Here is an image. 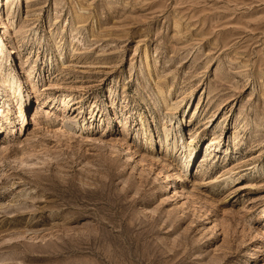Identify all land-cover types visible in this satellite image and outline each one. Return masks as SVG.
I'll list each match as a JSON object with an SVG mask.
<instances>
[{
    "label": "rangeland",
    "instance_id": "374dc122",
    "mask_svg": "<svg viewBox=\"0 0 264 264\" xmlns=\"http://www.w3.org/2000/svg\"><path fill=\"white\" fill-rule=\"evenodd\" d=\"M0 264H264V0H0Z\"/></svg>",
    "mask_w": 264,
    "mask_h": 264
},
{
    "label": "bare ground",
    "instance_id": "6f19581e",
    "mask_svg": "<svg viewBox=\"0 0 264 264\" xmlns=\"http://www.w3.org/2000/svg\"><path fill=\"white\" fill-rule=\"evenodd\" d=\"M7 47H9L7 44H5L4 45V48H7ZM64 100L63 101H70V100H72L73 98H71L70 97V95H65L64 96V98H63ZM28 123V117H25V114H23L22 115V127H24L25 126V124H27ZM253 256H251V258H252Z\"/></svg>",
    "mask_w": 264,
    "mask_h": 264
}]
</instances>
